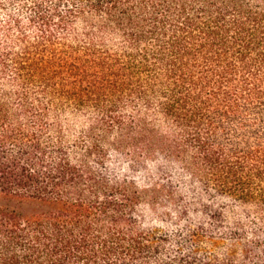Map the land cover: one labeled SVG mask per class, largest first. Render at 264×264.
Returning a JSON list of instances; mask_svg holds the SVG:
<instances>
[{"label": "trees", "instance_id": "16d2710c", "mask_svg": "<svg viewBox=\"0 0 264 264\" xmlns=\"http://www.w3.org/2000/svg\"><path fill=\"white\" fill-rule=\"evenodd\" d=\"M263 228L264 0H0V264H264Z\"/></svg>", "mask_w": 264, "mask_h": 264}, {"label": "rangeland", "instance_id": "374dc122", "mask_svg": "<svg viewBox=\"0 0 264 264\" xmlns=\"http://www.w3.org/2000/svg\"><path fill=\"white\" fill-rule=\"evenodd\" d=\"M127 161H121L120 163L114 161V163L111 166V169H113V173H123L125 174H133L137 175L136 177L139 178V180H144V174L140 167H133L132 169H127L126 164ZM176 169L175 172H171L168 170V174L165 175V178H169L172 185H174L177 190L179 191V196H183V202H180L181 205V210L183 209L185 212L187 211V197L188 199L191 198L192 193L189 191L187 187L191 186V183L189 179H187L186 174L179 173ZM179 173V175H178ZM137 178V179H138ZM192 189V188H191ZM164 210L158 209V210H153L150 206L148 205H143L142 207V212L144 214V219L146 220L145 222L148 223L149 225L157 228V229H163V230H169L173 231V233L179 235L177 236L178 238H184L186 236H183L184 233L187 231V220L186 221H181L180 216L178 214H175V212H169L168 215L163 213ZM162 230V231H163ZM264 230V228H263ZM256 231L255 225H253L250 222H247L246 225V240L252 239L254 237V233ZM184 241V240H183ZM228 244L227 241L223 243H219V246L224 247V245ZM204 245H207L205 243Z\"/></svg>", "mask_w": 264, "mask_h": 264}]
</instances>
